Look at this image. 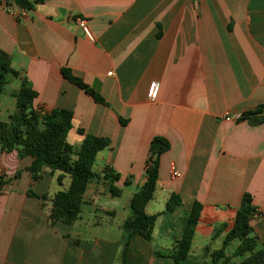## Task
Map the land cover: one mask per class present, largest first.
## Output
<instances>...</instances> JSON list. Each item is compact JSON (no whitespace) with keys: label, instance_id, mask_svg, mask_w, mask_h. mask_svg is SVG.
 Listing matches in <instances>:
<instances>
[{"label":"crops","instance_id":"1","mask_svg":"<svg viewBox=\"0 0 264 264\" xmlns=\"http://www.w3.org/2000/svg\"><path fill=\"white\" fill-rule=\"evenodd\" d=\"M77 17L85 19L93 42ZM0 49L19 74L7 120L15 110L13 95L26 80L36 93V111L72 113L69 145L80 146L78 130L110 141L95 157L96 177L83 202L93 213L117 217V209L98 200L114 198L101 180L104 167L119 174L113 186L125 202L114 227L108 218L77 226L80 215L71 225H51V200L68 188L69 177L58 181L60 172L43 169L33 181L27 171L33 159L0 145V180L8 181L0 188V264H173L157 252H169L180 239L182 214L194 202L201 211L183 264H209L245 194L259 211L250 227L264 246V120L223 119L264 105V0H42L32 10L0 0ZM62 68L105 104L67 81ZM152 81L159 91L149 102ZM156 136L169 149L159 157L153 199L144 211L159 216L151 239L131 237L122 263V224L145 181ZM171 166L178 178L171 177ZM171 195L181 204L163 213Z\"/></svg>","mask_w":264,"mask_h":264},{"label":"trees","instance_id":"2","mask_svg":"<svg viewBox=\"0 0 264 264\" xmlns=\"http://www.w3.org/2000/svg\"><path fill=\"white\" fill-rule=\"evenodd\" d=\"M41 1L13 0L14 4L24 10H32L34 4ZM61 74L67 81L91 96L96 103L105 104L97 92L74 77L69 69L62 68ZM18 76L19 74L11 68L9 56L0 49V96L10 77L17 78ZM13 97L15 99L14 112L6 122H0L1 150L5 152L15 150L19 158L31 157L33 160L27 171L33 181L39 178V173L43 169H47L51 173L60 172L62 175L58 176V181L64 175L69 177L68 188L56 193L51 200L48 221L51 225L57 222L71 225L79 218L83 195L88 185L96 177L92 172L95 157L97 153L109 147L110 141L107 138L84 134L82 130H78V134L83 137L80 146L75 148L69 145L66 142V137L71 129L72 113L64 109H54L42 114L36 111L33 108L36 93L26 80L21 81L20 87ZM263 109L264 105L253 111L245 112L238 121L249 120L251 123H259L264 120V116H258ZM168 149L169 144L164 138L156 136L151 139L149 156L144 169L145 181L131 196L128 202L129 216L122 224V263L132 236L139 234L148 240L151 239V233L159 215H147L144 208L153 199L158 179L159 157ZM16 177L17 175L12 179ZM119 179V174L108 167H104L101 171V180L107 183L108 193L112 197L120 195V190L113 186ZM7 183L8 181L0 180V188ZM29 195L34 196L32 193ZM41 199L45 198L41 197ZM180 204V198L171 195L165 203L163 213L175 211ZM255 210L251 205L250 197L245 194L236 212L231 230L223 239L221 248L211 253L209 264H230L232 258L243 256L246 257L237 264H264V246L259 244L250 227ZM200 211L201 204L194 202L191 210L182 214L180 239L174 240L169 252L159 251L157 255H167L173 260V264L184 263L189 253ZM235 240L239 243L232 255L227 256L225 251Z\"/></svg>","mask_w":264,"mask_h":264},{"label":"rangeland","instance_id":"3","mask_svg":"<svg viewBox=\"0 0 264 264\" xmlns=\"http://www.w3.org/2000/svg\"><path fill=\"white\" fill-rule=\"evenodd\" d=\"M15 82H16L15 79L10 77L9 82L3 87L2 95L0 97V121H6L7 115L11 113L14 109V102L12 101V97L10 96V93L15 86ZM98 200L100 204L106 202L111 207H114L115 209H117V217H115L114 219H111L108 217H104V214L101 212L93 213V211L91 210L90 204L87 201H84L81 205L80 218L76 222L77 226L80 224H84L87 221H94V222L99 221L101 223V222L106 221L108 218L109 225L114 227L115 223L118 222V219L121 214V208L125 205L124 204L125 202L123 201V199H121V197L120 198L119 197H114V198L100 197L98 198ZM97 231L98 229L94 228V232H97ZM238 243L239 242L237 240L233 241L228 246L226 253L231 254L237 247ZM245 257L246 256L234 257L231 259L230 264H237Z\"/></svg>","mask_w":264,"mask_h":264},{"label":"built area","instance_id":"4","mask_svg":"<svg viewBox=\"0 0 264 264\" xmlns=\"http://www.w3.org/2000/svg\"><path fill=\"white\" fill-rule=\"evenodd\" d=\"M23 17L24 13L20 14L19 17ZM75 22L77 24V26L79 27V29L81 30V32L83 33V35L85 36V38L89 41V42H93V36L86 24L85 19L77 17L75 19ZM158 91H159V82L157 81H152L149 83L148 88H147V92H146V98L149 102H154L157 98L158 95ZM241 115H237L234 117L229 116V114H225V116H223V119L225 121H230V120H236L238 121ZM170 174L171 177L173 178H178L180 176L179 172L173 167L171 166L170 168ZM259 215V211L255 210V212L252 215V218H256Z\"/></svg>","mask_w":264,"mask_h":264},{"label":"water","instance_id":"5","mask_svg":"<svg viewBox=\"0 0 264 264\" xmlns=\"http://www.w3.org/2000/svg\"><path fill=\"white\" fill-rule=\"evenodd\" d=\"M154 157H156V155H154Z\"/></svg>","mask_w":264,"mask_h":264}]
</instances>
